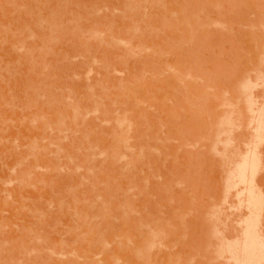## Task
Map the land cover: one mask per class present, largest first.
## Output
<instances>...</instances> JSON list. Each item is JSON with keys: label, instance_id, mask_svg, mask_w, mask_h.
I'll list each match as a JSON object with an SVG mask.
<instances>
[{"label": "rangeland", "instance_id": "374dc122", "mask_svg": "<svg viewBox=\"0 0 264 264\" xmlns=\"http://www.w3.org/2000/svg\"><path fill=\"white\" fill-rule=\"evenodd\" d=\"M263 104L264 0H0V264H235Z\"/></svg>", "mask_w": 264, "mask_h": 264}, {"label": "bare ground", "instance_id": "6f19581e", "mask_svg": "<svg viewBox=\"0 0 264 264\" xmlns=\"http://www.w3.org/2000/svg\"><path fill=\"white\" fill-rule=\"evenodd\" d=\"M249 81V80H248ZM251 81V80H250ZM252 82V81H251ZM246 83V82H245ZM248 83V82H247ZM253 83V82H252ZM251 83V84H252ZM250 84V85H251ZM245 86V85H244ZM248 87V86H247ZM245 88V87H244ZM252 90V89H251ZM246 91H247V89H246ZM250 92V91H249ZM253 92V91H252ZM246 92H244V94H245ZM252 94V93H251ZM251 94H247L248 96L250 95V97H251ZM255 95V93H253V96ZM256 97V96H255ZM254 97V98H255ZM247 98V97H246ZM254 98H252V100L254 99ZM248 100H251V99H249V97H248ZM256 100V99H255ZM254 100V101H255ZM258 100V99H257ZM256 100V101H257ZM249 102H252V101H249ZM246 104H247V102H246ZM256 104H258V102H256ZM247 105H249V106H253V104H247ZM254 105H255V102H254ZM264 105V104H263ZM252 106L250 107V108H252ZM258 106V108H259V105H257ZM263 107V106H262ZM247 108H248V106H247ZM246 108V109H247ZM249 108V109H250ZM254 108V107H253ZM253 108L251 109V112H252V110H253ZM255 109H256V107H255ZM261 109V108H260ZM263 109V108H262ZM262 109H261V111H262ZM264 110V109H263ZM248 111V110H247ZM255 111V110H254ZM259 111V110H258ZM260 112V111H259ZM250 113V112H249ZM256 113V112H255ZM252 114V113H251ZM254 114V113H253ZM252 114V115H253ZM263 114V113H262ZM262 114H260V115H262ZM255 115V114H254ZM257 115V114H256ZM264 115V114H263ZM262 117V116H261ZM260 117V118H261ZM252 119H253V116H252ZM258 119V118H257ZM256 119V120H257ZM263 119V118H262ZM254 120H255V116H254ZM262 121V120H261ZM257 122H258V120H257ZM260 122V121H259ZM261 123H259V125H260ZM258 125V124H257ZM257 127V126H256ZM260 127H262L261 125H260ZM260 127H257V128H260ZM256 128V129H257ZM261 129V128H260ZM257 131H261V130H258L257 129ZM130 146V145H129ZM252 150H254L253 148H252ZM248 151V150H247ZM255 151H256V149H255ZM250 152V151H249ZM254 152V151H253ZM257 152V151H256ZM248 153V152H247ZM251 153V152H250ZM254 154H255V152H254ZM253 154V155H254ZM251 155V154H250ZM249 156V155H248ZM252 156V155H251ZM258 156V155H257ZM249 158H251L250 156H249ZM249 158L247 157V159H246V156H244V159L246 160H241V161H243V164L241 165L240 163V166H239V170H238V172L239 173H236V174H239V175H236V178H237V176L239 177H242L243 178V180H244V182H245V179L247 180V173H249L250 172V169H248V167L250 166L253 170H255V168H256V165H257V158L256 157H254L253 158V160H252V162H249L248 160H249ZM258 159H260V156H259V158ZM238 164V165H239ZM258 166V165H257ZM259 167V166H258ZM251 169V170H252ZM247 170L249 171V172H247ZM258 170V169H257ZM256 171V170H255ZM236 172V171H235ZM252 173H253V171H252ZM251 173V174H252ZM255 173V172H254ZM250 175V174H249ZM247 176V177H246ZM252 177V176H251ZM241 179V178H240ZM239 179V180H240ZM248 179H249V177H248ZM252 180H254L253 178H251ZM250 179V180H251ZM256 179V178H255ZM252 180H251V182H250V185H249V187L250 188H252V183H254V182H252ZM249 181V180H248ZM243 182V183H244ZM256 182V181H255ZM246 183H247V181H246ZM255 185V184H254ZM255 186H257V185H255ZM249 187H247V188H249ZM249 188V190H251V195H250V197H249V200H248V203H249V205H250V210L252 211V216L251 217H249L247 220H246V224H244L245 225V231H243V233H244V237H242V238H244L243 240H241V241H237L236 243H234V244H231V245H229V254L230 255H232V258H234V259H232L234 262H236L235 264H264V233H263V231L261 232V227H260V222H259V217H258V211H259V209H260V207H261V203H262V198H261V196L259 195V194H256V193H254L253 192V188L252 189H250ZM254 188H256V187H254ZM258 189V188H257ZM256 189V190H257ZM249 190H248V192H249ZM260 190V189H259ZM257 192V191H256ZM260 192H262V191H260ZM259 192V193H260ZM250 193V192H249ZM261 219V218H260ZM262 226V225H261ZM234 241V240H233ZM232 241V242H233ZM231 242V243H232ZM229 243V242H228ZM225 248V247H224ZM228 248V247H227ZM224 252H225V249L223 250ZM228 252V251H227ZM223 253V252H222ZM229 255V256H230Z\"/></svg>", "mask_w": 264, "mask_h": 264}]
</instances>
